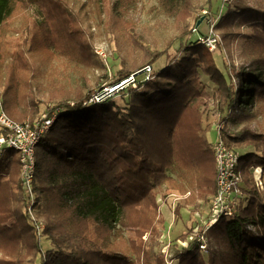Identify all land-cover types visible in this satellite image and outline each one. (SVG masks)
<instances>
[{
  "label": "trees",
  "instance_id": "1",
  "mask_svg": "<svg viewBox=\"0 0 264 264\" xmlns=\"http://www.w3.org/2000/svg\"><path fill=\"white\" fill-rule=\"evenodd\" d=\"M93 1L111 25L113 1ZM196 1L159 0L179 23L178 35L163 51H151L132 38L139 57L122 68L109 87L145 66L152 68L174 43L179 44L182 55L161 70H151L147 80L138 74L134 86L122 87L118 93L123 106L109 96L92 101L105 85L87 93L78 90L73 97L62 92L63 100L46 108L45 118L54 115L55 119L37 144L32 204L22 190L18 152H0V264H35L37 260L38 264H107L116 257L124 264H264V188L259 189L251 173L255 168L264 172V134L249 125L236 134H226L239 151L252 148L237 152L242 191L237 213L231 218L220 217L206 231H199L205 251L199 247V238L189 237L195 226V207L198 202L207 205L216 189L213 153L202 127L200 107L212 103L224 122L227 110L240 108L255 97L264 98V79L258 70L264 65V0H234L215 23L220 49H229L238 36L231 30L234 24L251 26L243 44L248 65L232 66L230 75L220 71L203 44L191 39L194 35L187 19L194 14ZM32 8L40 20L29 14ZM83 15L82 6L76 9L68 0H0V72L4 81L0 100L11 120L24 122L13 98L29 101V116L38 111L40 101L31 80L35 68L29 59L34 49L47 57L52 50L66 51L88 67H103L95 59ZM21 18L25 21L10 34ZM199 19L194 18L195 25ZM201 76L213 84V101L203 95L206 85ZM18 83L21 90L15 94ZM3 134L0 129V136ZM45 155L82 166L73 171L76 178L70 185H51L44 180ZM169 190L188 194L173 212L179 216L182 208L193 207L192 223L180 242L165 243L166 253H155L152 243L165 226L157 198L165 201ZM69 200L74 208L66 206ZM75 201L84 205L83 215L73 212ZM29 206L33 215L43 219L40 230L27 211ZM67 220L73 230L66 226ZM115 229L130 232L128 253L107 244ZM42 239L49 241L46 250Z\"/></svg>",
  "mask_w": 264,
  "mask_h": 264
},
{
  "label": "rangeland",
  "instance_id": "2",
  "mask_svg": "<svg viewBox=\"0 0 264 264\" xmlns=\"http://www.w3.org/2000/svg\"><path fill=\"white\" fill-rule=\"evenodd\" d=\"M112 1L113 21L110 25L107 24V18H105L104 15H100L96 2L93 0H68L76 9H80V6H82L84 14L83 25L85 28L89 29L92 35V47L95 59L99 63H102L103 67H88L82 60L72 56L66 51L53 52L52 50L50 51L51 56L47 57L46 55H41L39 49H34L35 52L33 51L29 54V59L35 68L31 79L32 87L34 88L36 99L40 101L37 113L33 117L29 116L30 104L28 100L12 99L17 113L22 114L21 116L24 118V122L30 124V122L36 123L42 119H46V108L53 107L58 102L62 101V92H67L69 96L73 97L74 93L78 90L82 93H87L88 91L98 90L106 85L105 87L107 88L102 89V92L104 91L106 93L110 88L107 85L118 77V72L122 68L127 67L132 60H137L139 57V49L133 43V37L138 43L149 48L151 51H163L168 42L178 35L176 29L179 27V23L175 21V17L165 12L159 0ZM232 1L234 0H212L211 2H208V0H197L195 2L197 8H195L194 14L187 19L189 28L191 29L193 26H196L199 33L207 34L211 24H215L218 18L226 13L227 5L231 6ZM29 14L35 17V19L40 20V16L37 15L35 8H32ZM198 16H200L198 20L199 24L195 25L194 18ZM24 21L25 20L22 18L18 19L13 25L10 34H15L14 29L20 27ZM213 27L216 29L215 25ZM231 30L238 33V36L230 42L229 49H220L217 45L216 50L210 52L218 68L224 75L231 74L232 66H246L249 61L247 55L243 52V44L245 43V37L251 33V26L237 22L233 25ZM215 32L220 39L218 30H215ZM191 39L195 41L196 36H191ZM178 48L179 44L174 43L166 49L165 54L151 64L152 71L163 69L172 59L181 56L182 54L178 52ZM144 68L140 69L134 76L130 75L129 77L132 76L135 78L138 74L143 76V72L140 71ZM258 70L264 79V65H259ZM105 76L107 79H105ZM133 81L134 79L124 86H134L135 83ZM201 81L203 85H206L204 86L203 95L206 97L207 101L208 99L213 101L210 97L214 92L213 84L209 82L205 76H201ZM232 83L237 84V79H233ZM3 85V72L1 71L0 90ZM20 90L21 83H18L14 88V93L19 94ZM119 90L120 89L107 94L106 97H113L115 104L123 106L124 103L122 101V95L118 93ZM200 111L201 114H203L201 117L202 127L206 128L205 136L210 145L217 139L216 131H218V126H222L219 133L222 131L221 137L224 144L229 148H234L237 152L240 148L228 142L226 134H236L244 125L251 126L252 130L256 133L264 134V98L255 97L253 101L247 102L245 105L242 104L240 108L232 109V111L227 110L224 122L220 120L223 114H220L212 103L208 106H201ZM245 117L248 118L245 119ZM215 127L216 131L214 129ZM223 130L225 131L224 135ZM251 149L247 148L244 152L240 150L239 153H245L251 151ZM34 157L35 166L37 167V160H39V145L35 148ZM97 160L98 158L96 157L95 161ZM44 161L45 165L42 168L44 180L51 185L58 182H64L66 185H70L71 179L73 177L76 178L73 171L82 167L75 163L62 162L55 156L50 155H45ZM258 173H260L261 188H264V172L262 173L260 169L256 170V174ZM252 175L254 178L255 172ZM169 176L171 175L169 174ZM159 183H162L161 178H159ZM261 188L259 189L261 190ZM167 193L168 196L165 201L160 199V197L157 198L160 213L165 220V226L161 231L159 230L160 236L154 238L155 244L151 242L154 246V252H160L162 254H165L167 250L165 243L173 242L177 244L180 242L181 235L188 230L192 223L190 213L192 214L191 211L193 207L187 206L182 208L179 216L175 215L173 212L176 203L188 194L181 196L177 190H169ZM210 200L207 205L198 202L195 207L196 212L193 216L195 220L194 227H202V223L206 221ZM75 202L76 204L73 212L83 215L85 211L84 205H81L77 201ZM66 206L74 208L73 201L69 200ZM33 218L34 225L44 224L41 217L34 215ZM66 226L73 230V224L70 220L66 221ZM191 236L192 232L189 234V237ZM131 239V234L126 229L119 230L118 232H116L115 229V235L107 240V244L116 246L118 251H127L128 253L127 247ZM143 239L146 240L147 236ZM41 244L44 250L50 247L49 241H46V239H42ZM24 262L25 261L19 264H27V262ZM35 264H38V260ZM107 264L124 263L122 258L116 257Z\"/></svg>",
  "mask_w": 264,
  "mask_h": 264
},
{
  "label": "built area",
  "instance_id": "3",
  "mask_svg": "<svg viewBox=\"0 0 264 264\" xmlns=\"http://www.w3.org/2000/svg\"><path fill=\"white\" fill-rule=\"evenodd\" d=\"M214 25V23L211 24L207 34H200L196 26L191 28V32L196 36L197 41L203 44L209 52L215 51L219 42V38L213 27ZM151 70L152 68L150 66H145V68L140 71L143 72L144 80L149 78ZM134 75L135 74L132 76ZM132 76L111 86L106 93L103 91L93 95L92 101L100 102L107 94L121 89L125 84L134 79ZM54 119L55 116L53 115L49 119H42L32 124L28 122H15L6 115L0 100V129L4 131V134L0 136V152L3 151V149H12L18 152L22 190L31 204L34 199L35 148L40 139L53 125ZM221 128L222 126H218V131H216V127L214 128L217 133V139L211 144L216 174L215 193L210 200L206 221L202 223V227H194L192 229L191 238H199V231H206L220 217H233L238 210L239 198L242 195L240 188L241 177L237 170L239 154L234 148H229L224 144L221 132L219 133ZM256 170H258V168H255V170L251 169V173L254 174L255 172V183L261 188L260 173L256 174ZM27 211L34 222V215L30 206ZM42 227L43 226L40 224L35 225L37 230H40ZM199 241H202L199 245L200 249L205 251V242L201 238H199Z\"/></svg>",
  "mask_w": 264,
  "mask_h": 264
},
{
  "label": "crops",
  "instance_id": "4",
  "mask_svg": "<svg viewBox=\"0 0 264 264\" xmlns=\"http://www.w3.org/2000/svg\"><path fill=\"white\" fill-rule=\"evenodd\" d=\"M258 170H260V168H258Z\"/></svg>",
  "mask_w": 264,
  "mask_h": 264
},
{
  "label": "water",
  "instance_id": "5",
  "mask_svg": "<svg viewBox=\"0 0 264 264\" xmlns=\"http://www.w3.org/2000/svg\"><path fill=\"white\" fill-rule=\"evenodd\" d=\"M197 24H199V22H197Z\"/></svg>",
  "mask_w": 264,
  "mask_h": 264
}]
</instances>
